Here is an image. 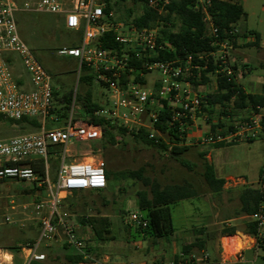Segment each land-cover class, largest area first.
Returning a JSON list of instances; mask_svg holds the SVG:
<instances>
[{"label":"built area","instance_id":"obj_1","mask_svg":"<svg viewBox=\"0 0 264 264\" xmlns=\"http://www.w3.org/2000/svg\"><path fill=\"white\" fill-rule=\"evenodd\" d=\"M162 8L168 0H148V7ZM210 0H198L195 8L205 12ZM103 0H0V123L28 119L38 124V128L15 136L0 138V182L10 180L33 183L43 189L46 199L34 203L35 211L44 213L39 217L40 235L32 243L22 245L18 252L0 247V264H32L44 262L46 254L40 250L42 243H48L62 235L61 241L82 257L81 264H100L87 247L85 236L80 234L81 225L70 221L62 206L63 200L75 192H96L107 189V165L100 150L90 149L79 154L80 143L98 142L103 139L104 123L115 124L128 130L145 129L149 139L158 143L166 141L157 128L159 114L164 109L171 111L170 125L176 128L180 138L197 130L203 144L214 145L225 142L244 143L261 140L264 143V113L234 124L233 130L223 135L221 129L202 132L199 121L209 124V114L202 111V100L206 94L192 87L191 79L198 77L201 70L212 64L214 72L209 77L217 89L220 77L228 81L236 80V72L231 62L234 49L233 39L220 40L218 28L206 13L209 33L214 37L215 49L207 54L174 61L159 60L160 54L172 50L170 44L159 41V27H138L134 23L114 21L113 12H104ZM162 8L159 12L162 11ZM49 13L64 17L66 29L80 33L79 44L62 47L58 55L76 59L78 75L82 71L92 76V83L106 90L104 103L91 113L77 110L73 99L66 117L53 113L55 108L52 76L40 63L32 49L21 38L16 13ZM112 33L118 47H106L100 38ZM234 35V33H231ZM29 76L25 78L22 71ZM30 82L26 89L23 82ZM101 95H104L101 93ZM91 118L101 122H92ZM186 143V142H185ZM59 161L56 182L49 175V154ZM44 163L45 177L40 178L32 164ZM264 179V164L262 165ZM27 204L15 205L10 201L4 213L8 224H19L12 218L11 211L28 209ZM256 224V237L264 239V207L248 217ZM132 227L146 228L148 220L138 212L129 217ZM246 248V247H245ZM244 249V248H243ZM202 258L195 255L183 256L182 264H201L209 260V253L203 251Z\"/></svg>","mask_w":264,"mask_h":264},{"label":"rangeland","instance_id":"obj_2","mask_svg":"<svg viewBox=\"0 0 264 264\" xmlns=\"http://www.w3.org/2000/svg\"><path fill=\"white\" fill-rule=\"evenodd\" d=\"M71 1L66 0L68 3ZM239 2L244 6L248 15L246 20L240 22L239 26L248 30H255L260 36L262 48L260 45L241 47V51L246 56L234 59L233 54L231 55V62L236 67L237 81L241 83L242 87L247 91L259 93L264 83V0H239ZM132 5V0L121 3L119 9L113 11V19H124L126 9ZM142 7V3H137L135 8L133 7L134 15L140 14ZM16 20L21 38L52 76V84L54 90L59 94V99L64 94L73 93V99L76 98L77 110H82L78 100L79 96L90 91L96 101L100 100L102 104L104 103V96H107L106 90L95 83H92L91 86L87 85L83 79L86 75L85 71L78 75L79 64L76 59L58 55L60 48L76 46L80 41V33L77 34L66 29L62 16L19 11L16 13ZM22 73L29 80V76L24 70ZM250 82L251 85H249ZM198 91L204 94L213 93L216 91V87L212 81L208 83V87H200ZM228 106L225 109L227 114L234 115V117L224 119L232 120L231 124L254 115H245L243 111L235 112L232 104ZM220 112H222V108L216 106L212 113L214 122H217ZM199 124L205 131L208 130V125H211ZM31 131L33 130L30 127H24L20 131L14 130L9 121L0 123V138ZM115 136L116 143L107 144L105 148L102 147L100 141L80 143L78 147H71L73 150L76 149V153L79 154L89 152L90 149L100 150L107 169L112 171L111 184L114 191L105 193L112 202L102 210V216L111 221L112 228L108 240L96 246V250L92 251V256L99 259L100 264H182L183 256L181 255H183L184 245L194 243L197 239L204 240V248H194L192 253L186 255L187 258L195 255L201 259L203 251L214 256L224 252L226 260L238 256V253L243 249L238 252L235 250L233 253L226 247L229 252L226 250L225 253L222 240L233 235L225 236L223 230L234 227L237 229L235 234L247 235L244 230L248 219L245 216L236 219V216L241 209V191L247 187H259L258 177L264 164L263 141L235 143L223 147L206 144L195 145L184 155V158L193 165V169L189 170L172 159L167 151L147 145L129 134L115 133ZM207 151L211 152L212 161L206 157L207 155L205 158L201 156ZM206 162L214 164L218 177H229L226 179L224 190L220 194L211 192L204 179ZM139 169H143L146 177L157 181L162 186L189 182L197 190L198 197L181 201L179 204L164 210L166 219H171L174 226V231L168 238L135 240L131 237L134 227L130 225L129 217L132 213H140L138 192L149 190V187L137 180H122L116 175V172L137 171ZM58 172L59 161L50 153L49 175L53 183L58 178ZM34 188L36 186L28 182L15 180L0 182L1 248L22 246L39 238L41 231L39 217L42 216L44 210L37 213L32 204L44 201L46 196L43 190L36 188L33 191ZM89 193L87 191L80 192L77 198L83 199L81 201L87 203L89 207H100L99 194ZM10 201H15L17 206L29 205L26 211L22 208L11 211L13 213L12 218L18 223H22L24 227L19 226V224H8L5 221L4 213L10 206ZM63 203L64 200L62 206L64 212L69 215L68 219L77 222V215H70ZM87 212L89 214L95 213L94 209H89ZM229 218L235 220L226 224L224 221ZM249 237L251 236L249 235ZM61 239L62 235L48 243H42L40 250L47 256L43 264H69L65 256L73 254L75 251L65 248ZM251 243H254V239H251L246 247L250 248ZM259 253L260 255L263 254L262 251ZM255 257L256 254L253 250H246L243 254V260L247 262L246 264H254ZM256 264H261V260L257 261Z\"/></svg>","mask_w":264,"mask_h":264},{"label":"trees","instance_id":"obj_3","mask_svg":"<svg viewBox=\"0 0 264 264\" xmlns=\"http://www.w3.org/2000/svg\"><path fill=\"white\" fill-rule=\"evenodd\" d=\"M103 1L106 4L104 12L108 16L111 12L119 9V5L126 0ZM168 1L169 4L163 8L161 2L158 3L156 8H151L147 5L148 0H132L133 5L126 9L125 18L117 20L113 19L114 21L134 23L141 28L158 26L159 41L168 43L172 47V50L161 53L159 60H184L188 56H193L196 63H199L200 66L204 67L205 64L203 62H198V60H196L197 57L201 54H207L215 49V47H213L214 37L209 33L208 25L205 20L206 13L211 17L213 23L218 28L220 40L233 39L234 45L237 44V40L240 38V35L237 33V25L239 22L246 20L248 16L239 0H210V2L205 5V12L202 7L199 9L195 8V4L198 0ZM137 3H142V12L138 15H134L133 7L135 8ZM161 8L162 11L159 12ZM231 33H234V35H231ZM256 38L257 42L251 44V46L259 44L260 36L257 34ZM99 41L106 47H118L112 33L100 38ZM233 68L236 69L234 66ZM214 70L215 67L211 62L207 69L199 72L197 78L191 79L193 89L198 91L201 86L211 83L212 80L209 77V74L214 72ZM83 79L88 86L92 85L91 75L86 74ZM54 97L55 102L58 103H55L53 113H56L60 118L64 119L73 102V93L64 94L59 99V94L55 91ZM78 100L85 113H91L95 109L100 108L99 103L93 102V95L90 91L79 96ZM229 104L233 105L235 112L250 110L254 114L259 113L260 109H264V83L260 94H247L238 84L237 79L228 81V78L220 77L217 80L216 91L206 94L205 98L202 100V111L210 114L208 123L211 124L212 131L221 129V133L226 135L229 131L233 130L234 124L230 123L232 120L224 119L226 117H234V115L227 114L225 110L229 107ZM216 106H220L222 112L218 115L217 122H214L212 113ZM28 121V119H22L18 121H10V124L11 126L18 125L20 128L19 131L24 127H30L32 130L38 128V124L35 121L32 122V125H29ZM91 121L95 123L101 122L94 118H91ZM170 121L171 111L166 108L160 112L158 122L156 123L157 128L166 138V141L160 140L158 143L149 139L148 133L145 129L128 130L125 127L119 126L117 123H104L103 139L100 141V144L103 148H105L107 144H115V133L123 135L129 134L133 138L141 140L147 145L154 146L162 151H167L170 157L177 161L181 166L192 170L193 165L184 158V155L192 148L185 145L186 137L184 136L183 139L180 138V134H178L176 128H173L172 125H170ZM227 125H229V127L226 128ZM227 145L230 144L221 142L216 143L213 146L223 147ZM201 156L205 158L206 154L202 153ZM32 166L35 168L41 179L45 177L43 162H37L32 164ZM111 173L112 171L107 169V189L96 192L92 191L89 193L99 194V198L101 199L100 207H89L87 203H83L81 201L83 199L77 198L79 192H75L64 199L63 205H65V208L70 215H77V222L81 225L80 234H85L84 236L86 238L87 247L90 251L96 250V246L106 242L108 240V235L111 232V221L107 217L102 216V210L107 208L112 202L107 198V195H105L106 192L112 193L114 191V187L111 184ZM116 175L122 180H137L142 182L146 187H149V190L138 192V209L142 218L148 220V225L146 228H133L134 232L131 234V237L135 240L168 238V236L174 231V226L171 219H166L164 210L179 204L181 201L191 200L198 197L197 190L191 183L184 182L183 184L162 186L157 181L146 177L143 169L137 171H118L116 172ZM204 179L211 192L220 194L224 190L226 180L218 177L214 164L209 162L205 163ZM258 184V188L247 187L241 191V209L236 216L237 218L245 216L248 219L244 232L252 237H256L257 228L256 224L248 217L264 207V179L262 178V170H260ZM36 188H34L33 191H35ZM89 209H94L95 213L89 214L87 212ZM230 219L231 218L228 220ZM236 231L237 229L234 227L225 228L223 230V235H234ZM257 246L262 252H264V239H258ZM64 247L67 248L66 245H64ZM196 247L203 249L204 240L197 239L194 243L192 242L184 245L183 254L189 255ZM20 248L21 246L19 245L7 247V249L13 252H18ZM65 257L69 264H81L82 262V257L76 253L67 254ZM32 264H43V262H34Z\"/></svg>","mask_w":264,"mask_h":264},{"label":"crops","instance_id":"obj_4","mask_svg":"<svg viewBox=\"0 0 264 264\" xmlns=\"http://www.w3.org/2000/svg\"><path fill=\"white\" fill-rule=\"evenodd\" d=\"M244 7V6H243ZM63 19H64V17H63ZM239 24H240V22L238 23V25H237V33L240 35V38H238V40H237V44L236 45H234V49H233V51L231 52V55H233L234 54V59L236 58H238V57H241V56H243V57H245L246 56V54L244 53V52H242L241 51V47H244V46H251V44H254V43H256L257 42V38H256V35L258 34L255 30H248V29H246V28H242V27H240L239 26ZM260 45V47L262 48V45H261V43H260V41H259V44L258 45H256V46H259ZM238 84L242 87V85H241V83H239L238 82ZM249 85H251V82L249 83ZM23 86H24V88H26V89H30L31 88V85H30V82H26V81H24L23 82ZM263 86V85H262ZM201 87H208V84L207 85H204V86H201ZM215 87V86H214ZM242 89L245 91V93H252V94H260L261 92H262V87H261V91L259 92V93H253V92H250V91H247V90H245V88L244 87H242ZM243 112H245L244 114L245 115H249V114H254L253 112H251L250 110H243ZM260 113H264V109H260V111H259ZM199 123H203L202 121H199ZM12 128L14 129V130H19V129H17L16 127H15V125H12ZM201 129H202V132H205V130L201 127ZM200 135H201V133H199L197 130H195V129H192L190 132H189V135L187 136V140H186V143H185V145L186 146H188V147H191V148H194L195 147V145H198V144H203V143H201V141H200ZM203 145H205V144H203ZM207 145V144H206ZM206 157L210 160V161H212V157H211V152H206ZM213 164V163H212ZM260 174V173H259ZM229 177H225L224 179L226 180V179H228ZM259 178V177H258ZM242 218V217H241ZM236 219H238V218H236ZM235 219H230V220H225L224 222L226 223V224H229L230 222H232V221H234ZM241 234V233H240ZM235 235V234H234ZM233 235V236H234ZM242 236H244V237H246L247 239H248V237H247V235H244V234H241ZM249 236V235H248ZM232 237V236H231ZM228 238H230V237H226V238H223V240H222V243H223V248H224V250H225V253H226V246L224 245V241L226 240V239H228ZM249 240V239H248ZM251 241V240H250ZM246 247V246H245ZM242 247L241 249H243L242 251H240V250H237V252L238 251H240L239 253H238V256H235V257H231L229 260H226L225 259V255H224V252H221L219 255H216V256H214V255H210V257H209V260L207 261V262H203V263H201V264H246L247 262L246 261H244L243 260V254H244V252L246 251V250H253V251H255V254H256V257H255V259H254V261H253V263L254 264H256L257 263V261H259V260H261V264H264V252H262L263 254L262 255H260V249L258 248V246H257V243L256 242H254V243H251L250 244V248L249 247Z\"/></svg>","mask_w":264,"mask_h":264},{"label":"bare ground","instance_id":"obj_5","mask_svg":"<svg viewBox=\"0 0 264 264\" xmlns=\"http://www.w3.org/2000/svg\"><path fill=\"white\" fill-rule=\"evenodd\" d=\"M224 242H226L225 246L229 248V251L231 250L234 253L235 250H240L242 247H245L248 243H250V240L242 236L240 233H237L226 239Z\"/></svg>","mask_w":264,"mask_h":264},{"label":"water","instance_id":"obj_6","mask_svg":"<svg viewBox=\"0 0 264 264\" xmlns=\"http://www.w3.org/2000/svg\"><path fill=\"white\" fill-rule=\"evenodd\" d=\"M15 127H16L17 129H20L18 125H15Z\"/></svg>","mask_w":264,"mask_h":264}]
</instances>
